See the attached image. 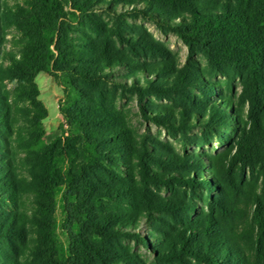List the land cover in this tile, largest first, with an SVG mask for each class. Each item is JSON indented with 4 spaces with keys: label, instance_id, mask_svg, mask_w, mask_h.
Listing matches in <instances>:
<instances>
[{
    "label": "trees",
    "instance_id": "obj_1",
    "mask_svg": "<svg viewBox=\"0 0 264 264\" xmlns=\"http://www.w3.org/2000/svg\"><path fill=\"white\" fill-rule=\"evenodd\" d=\"M16 1L0 0V264H264V0ZM40 73L65 95L49 143ZM128 95L180 151L135 127Z\"/></svg>",
    "mask_w": 264,
    "mask_h": 264
},
{
    "label": "rangeland",
    "instance_id": "obj_2",
    "mask_svg": "<svg viewBox=\"0 0 264 264\" xmlns=\"http://www.w3.org/2000/svg\"><path fill=\"white\" fill-rule=\"evenodd\" d=\"M3 2H8L9 4H14L16 0H1ZM130 23L139 27H145L148 32L156 38V40L160 41L161 43L165 44L170 51H172L175 55H177L181 62L183 63L188 55V50L186 45L172 32L165 33L161 31L157 25L149 20L139 17L137 19H128ZM10 38V37H8ZM9 48V45L8 47ZM222 80V79H221ZM36 82L40 88V98L45 103L49 110V118L45 122L47 135H46V142H51L54 138L60 135H64L68 132V126L66 121L62 117L59 111V106L65 99V95L63 93V89L59 87L53 77L48 75L47 73H40L37 78ZM157 103H161L154 99ZM120 107L126 109L127 111H131V119L133 124L137 129L141 132H148L159 138L160 140L164 141L165 143L173 144L178 151H180L179 143L176 139H173L169 136V134L163 129L156 126L149 120H145L141 116V109L138 98L136 96H126L120 102ZM143 107L147 112L149 109L146 107V102H142ZM225 149V146L219 145L214 143L212 146H207L205 148L197 149L199 152H212V153H219ZM167 195V194H165ZM58 221L63 219V214L61 208L58 209L57 212ZM141 233L147 235V228L145 224H142L140 230ZM59 235L61 240L65 243L66 237L62 234L59 230ZM142 253L151 260L152 254L147 249H141Z\"/></svg>",
    "mask_w": 264,
    "mask_h": 264
},
{
    "label": "crops",
    "instance_id": "obj_3",
    "mask_svg": "<svg viewBox=\"0 0 264 264\" xmlns=\"http://www.w3.org/2000/svg\"><path fill=\"white\" fill-rule=\"evenodd\" d=\"M44 103H46V102L44 101Z\"/></svg>",
    "mask_w": 264,
    "mask_h": 264
}]
</instances>
